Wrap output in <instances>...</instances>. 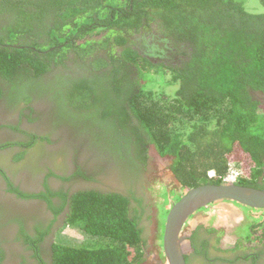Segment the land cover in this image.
<instances>
[{
  "label": "trees",
  "instance_id": "1",
  "mask_svg": "<svg viewBox=\"0 0 264 264\" xmlns=\"http://www.w3.org/2000/svg\"><path fill=\"white\" fill-rule=\"evenodd\" d=\"M0 101L38 123L34 131L15 128L26 143L3 145L21 148L19 167L40 172L43 144L62 129L106 164L91 174L77 159L67 161L73 148L54 153L60 174L47 177L70 188L44 185L31 194L0 169L8 192L44 202L54 216L48 223L32 216V233L26 218L4 220L20 225L16 240L30 253L22 264H143L149 209L167 216L173 206L168 192L160 202L147 199L151 159L168 160L183 195L225 184L230 164L242 171L237 185L264 190V13L249 12L242 0H0ZM8 163L0 154V164ZM102 171L121 189L98 185ZM59 218L102 246L54 244L43 259L41 245ZM262 227L249 225L247 243L263 244ZM202 229L190 237L197 262L186 256V264L239 263L212 256L222 231ZM9 241L0 233V264ZM259 255L262 246L253 264Z\"/></svg>",
  "mask_w": 264,
  "mask_h": 264
},
{
  "label": "rangeland",
  "instance_id": "2",
  "mask_svg": "<svg viewBox=\"0 0 264 264\" xmlns=\"http://www.w3.org/2000/svg\"><path fill=\"white\" fill-rule=\"evenodd\" d=\"M242 1L244 2V5L249 12L264 13V3H261L258 0H242ZM174 89L175 88L168 87L167 91L173 93ZM0 109L2 108L0 107ZM262 110L264 111V107L262 108ZM29 116L30 117H28V115L21 116L20 111L17 114L9 115V117H7L3 125H6V127H10L11 129H13V132L11 133L12 134L11 139L4 140L2 139V137H0V145H4L11 142H18V144L19 142L26 143L28 140L26 141L25 138L19 137V134L15 135L16 132L15 130L17 129L16 127L18 126H20V129L23 127V129L25 130L28 129V131L36 130V124H34V120H33L34 118L31 117V114H29ZM44 144H45V149H50L52 147L54 148L56 146L55 145L56 143L54 144L52 140ZM9 148L11 149L8 154L9 167L11 166L12 168L13 165L15 164L20 165L22 161H17L15 160V158H17V155L21 152V148H19L17 145H14L12 148L11 147ZM4 149H8V146L7 148L4 147ZM55 152L56 151H54V153ZM153 153L155 152L153 151ZM38 159H39L38 163L39 162L41 163L42 159L41 158ZM73 161L74 159H72V162ZM55 167L56 165L53 163V165L42 166L40 172L38 170L34 171L31 168L27 169V171H24L26 173L25 177L27 179L26 182L28 183V186L30 185L32 186V190L30 193H38L43 189L45 184H50V182L53 180H55L54 182H56L57 184H60V182H58L57 179H54L52 177L51 178L47 177L50 170L54 171L56 174H60V172H57L58 170ZM11 168H7L3 164H0V169L3 170L5 173H7L8 176L11 174L14 175L11 172L12 171ZM17 176L20 177L21 174L18 173ZM144 187L148 192L147 199L150 201L152 200L154 202L155 200L157 202H160V199L162 198L164 192H168L171 195H173L170 197V200L174 204L176 201L173 197L176 195L182 196L184 193L182 191L181 186L172 177L168 169L167 160L156 161L154 159H151L149 161V165L144 176ZM152 189H154L158 193V195H156L157 197L154 196V194H156L154 191L150 193ZM2 192L3 194L5 193L3 189ZM28 205L30 208H34L33 214H37L46 223L54 220L53 214L48 210V207L44 202L35 201V202H30ZM37 206H40L38 210H37ZM149 216L151 218L150 221L147 222V226L149 229V236L147 241V247L145 248L146 261L143 264H166L162 249V240H163V232H164L167 216L166 214H162V216H160L155 206L149 209ZM253 224H263L262 228H264V210L252 211L251 209L244 208L242 206L234 204L233 202L223 201L214 204L208 207L206 210H202L198 214H196L192 219H190L188 224L185 226L183 233L190 234L193 228L198 225L214 226L218 229L220 228L224 229L225 234L223 238L221 237V239H222V246L224 249H226L235 245V242L237 241L238 237L239 238H241L242 236L246 237L247 228L249 227V225H253ZM262 228L259 229L262 230ZM17 235L15 236V239H13L15 242H17V244L9 242V245L16 246L11 249L10 256L13 264H22L23 263L22 256L29 257L30 253L27 251V246H24L22 241L18 242L16 240ZM54 244L62 245V246L87 247V248H100L102 246V242L99 239L86 235L77 227L66 225L63 218L58 219L57 223L54 225V231L52 236L50 238H48V236L45 237L44 243L43 245H41L43 246L42 250L44 251L47 250L46 253L42 252L43 259L47 258L49 254L51 256V248ZM4 245L3 244L1 245L4 253V255L2 256L3 257L2 264H8L9 262L8 261L6 262L7 255L5 250L6 247ZM28 261L29 262H27L26 264L34 263V261H31L29 259Z\"/></svg>",
  "mask_w": 264,
  "mask_h": 264
},
{
  "label": "flooded vegetation",
  "instance_id": "3",
  "mask_svg": "<svg viewBox=\"0 0 264 264\" xmlns=\"http://www.w3.org/2000/svg\"><path fill=\"white\" fill-rule=\"evenodd\" d=\"M0 107L2 108V109H0L1 110L0 111V124H2V125H0V127H1L0 128V137H2V139H4V140H8V139H11V135H12L11 133L13 132V129H11L10 127H6V125H3V124L5 123L7 117H9V115H11L12 113H10L6 110L4 103L1 101H0ZM42 107H43V105L39 106L38 108H42ZM34 124H36V129H37L38 123L34 122ZM47 126L49 127L48 124L46 126L43 125L44 128L42 130V133H45L48 131ZM18 127L20 128V126H18ZM21 130L24 131L25 129H23V127H22ZM18 131H16V132L14 131L15 135L19 134V137L25 138L26 140H28L26 136L20 134ZM25 131L28 132V129H26ZM63 131L64 130L62 129V130L53 131L52 134H51V131L48 133V134H51V140H52V142H54V144L56 143L55 144L56 146L54 148L52 147L50 149H45V144H43V147H44V149H42L43 153L41 155H39V157H38V158H41L42 160H41V163L40 162L38 163L39 164L38 167L42 168V166H44V165H53L54 161H56L55 157L57 158V156L54 154V151H56L55 153H57V152L61 153L62 151H65L66 149L69 151L70 149L73 148L70 151L71 153L68 155L69 157L67 156L68 157L67 161L72 162V159H74V158L77 159L76 162H78L82 166H85V169L91 174H92V172L98 171L99 167H101V168L105 167V169H106V164L100 163L96 158H93V154H91L89 145L85 142L79 141L83 138H81V137L75 138V139L71 138V140L74 141V143H72V141H68L69 139L67 137H65ZM70 143H72L74 146ZM2 146L3 145H0V148ZM74 148H76V151H74ZM10 150H11L10 148L4 149L0 152V154L4 157H8ZM16 166L19 167V165H16V164L13 165V167H16ZM13 167H12V169H13ZM101 168H100V170H101ZM27 169H30V168H28V165H23V166L19 167V170L14 169L11 171L14 175H12V174L9 175V178L13 182L14 187L17 188L20 191V193H22V194H31L30 192L32 190V186L31 185L28 186V183L26 182L27 181V179L25 177L26 173L24 171H27ZM18 173L21 174L20 177L17 176ZM15 175L17 178L15 177ZM110 175H111V173L108 175L104 171H102L101 176L98 177V179H99L98 185L104 187L105 189L117 188L118 190H120L121 185H116L117 177L115 175H113L111 177ZM1 178H0V209L2 210L1 215H3V224L1 225L0 233L4 234L7 239H10L9 242L17 244V242H15L13 239H15V236L17 234H19V231H20V225H18L19 223L16 221L14 223H12V222L4 223V220H6L5 222H7V221L9 222V219L10 220H12V219L22 220V219L26 218V219H28V222L26 223L27 227H29V229L31 231L32 230L31 228L34 225V222L32 221V216H38V215L33 214L34 208H30L28 204L30 202H35V201L30 200V199H23L20 195H16L15 193L8 192L7 189H9V187L4 182V179H1ZM54 181L55 180L51 181L50 184H45V185L50 186V188H53V190H59L62 187H67V184H65L64 182H62L60 180H57L58 182H60V184H57ZM2 183H3V185H2ZM80 183H81V180H77V181H75L74 184H71V185L74 188H77V185H79V187H80V185H81ZM69 188L70 187H67L66 190H68ZM2 189L5 192L4 194L2 192ZM42 191H44V187H43ZM180 196H178V197H180ZM39 207L40 206H37V210L39 209ZM206 209H203V210H206ZM252 211H261V210H252ZM199 227L204 228L200 232L202 235H205L206 231L209 228H215L219 231H222L221 236H220L219 246L217 247L219 249V251H215L212 248L213 245L215 244V241L212 240V242L209 246L208 252L210 254H212V256L216 255L217 258L222 257L223 260H226L228 258L231 259V258L237 256V257H240L239 263H237V264H253V262H255L257 259L259 247L262 246V248H264V241H263L262 245L258 241L252 242V243L251 242L247 243L245 236H242L241 238L238 237L237 241L235 242V245H233L230 248L224 249L222 246V239H221V237L223 238V236L225 234L224 229H221V228L218 229L214 226H205V225L195 226L190 233V237H191L192 233ZM53 231H54V228L52 229V233L50 235H48V238H50L52 236ZM259 234H261V232H258L257 235H259ZM9 242L4 245L6 247L5 250H6V255H7L6 262L8 261L9 262L8 264H11V263L13 264V262L11 260V256H10L11 255L10 251L12 248H14L16 246L9 245ZM191 248L193 250L190 251L189 253H187V256L191 257L192 260L194 259L195 262H197L195 250L192 246V242H191ZM246 256L248 259L245 258ZM259 256H260V259L257 262L261 261L260 264H264V255L263 256L259 255ZM222 263L227 264L224 262H222ZM30 264H34V263H30Z\"/></svg>",
  "mask_w": 264,
  "mask_h": 264
},
{
  "label": "water",
  "instance_id": "4",
  "mask_svg": "<svg viewBox=\"0 0 264 264\" xmlns=\"http://www.w3.org/2000/svg\"><path fill=\"white\" fill-rule=\"evenodd\" d=\"M230 201L251 210H264V190L237 184L202 185L189 190L171 207L165 222L162 249L166 264H186L192 251L190 234L183 230L199 211Z\"/></svg>",
  "mask_w": 264,
  "mask_h": 264
},
{
  "label": "built area",
  "instance_id": "5",
  "mask_svg": "<svg viewBox=\"0 0 264 264\" xmlns=\"http://www.w3.org/2000/svg\"><path fill=\"white\" fill-rule=\"evenodd\" d=\"M241 176L242 171L238 167H236L235 164H230L228 174L224 178V182L225 184H236Z\"/></svg>",
  "mask_w": 264,
  "mask_h": 264
}]
</instances>
